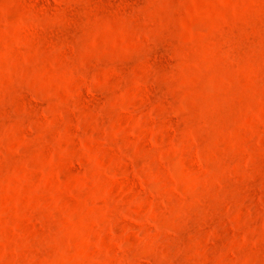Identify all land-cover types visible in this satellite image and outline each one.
I'll use <instances>...</instances> for the list:
<instances>
[{
	"label": "rangeland",
	"instance_id": "rangeland-1",
	"mask_svg": "<svg viewBox=\"0 0 264 264\" xmlns=\"http://www.w3.org/2000/svg\"><path fill=\"white\" fill-rule=\"evenodd\" d=\"M0 264H264V0H0Z\"/></svg>",
	"mask_w": 264,
	"mask_h": 264
}]
</instances>
